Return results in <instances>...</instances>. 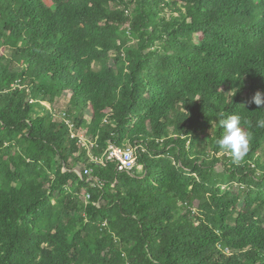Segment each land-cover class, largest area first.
Returning a JSON list of instances; mask_svg holds the SVG:
<instances>
[{"label": "trees", "instance_id": "1", "mask_svg": "<svg viewBox=\"0 0 264 264\" xmlns=\"http://www.w3.org/2000/svg\"><path fill=\"white\" fill-rule=\"evenodd\" d=\"M257 92L264 0H0V264H264Z\"/></svg>", "mask_w": 264, "mask_h": 264}, {"label": "clouds", "instance_id": "2", "mask_svg": "<svg viewBox=\"0 0 264 264\" xmlns=\"http://www.w3.org/2000/svg\"><path fill=\"white\" fill-rule=\"evenodd\" d=\"M252 101L261 108H264V96L260 92H257L252 98ZM218 125L223 129L221 138L217 140V144L220 148L230 151L232 156L239 160L242 159L249 148L252 133L246 131L245 128L249 126L248 120H242L238 114L227 116L226 118H220ZM258 127H264V119L257 121Z\"/></svg>", "mask_w": 264, "mask_h": 264}, {"label": "built area", "instance_id": "3", "mask_svg": "<svg viewBox=\"0 0 264 264\" xmlns=\"http://www.w3.org/2000/svg\"><path fill=\"white\" fill-rule=\"evenodd\" d=\"M66 116V112L64 113V117ZM68 121V124L72 127V123ZM72 136L75 137L76 134L72 132ZM84 145L87 143L82 139ZM92 160L98 164L105 165L106 160L116 161L118 163V170L121 172H127L132 174L135 171V168L138 166V158L137 154L132 146L128 147H118L111 144L107 150V152L102 157H92ZM90 170H86V174H90ZM91 196L88 195V199Z\"/></svg>", "mask_w": 264, "mask_h": 264}, {"label": "rangeland", "instance_id": "4", "mask_svg": "<svg viewBox=\"0 0 264 264\" xmlns=\"http://www.w3.org/2000/svg\"><path fill=\"white\" fill-rule=\"evenodd\" d=\"M9 54H10V52H9ZM69 97H70V95H64L61 98L60 97L56 98L53 104L42 102V106H44V108H46L47 110L46 109L40 110V108H38V107L36 109L40 110L41 114H46L47 111H50V112H52V114L53 113L55 114V116H54L55 118H60L62 116L64 117V113L66 112V108H67L69 100H70ZM81 136H82V139L88 144L87 137H83V135H81ZM82 145H84L83 142H82ZM132 147L134 148L135 152L137 153V149L134 146H132ZM135 170H136V172H138L140 174L144 173V168L140 165H138L135 168ZM222 184H223V182H222ZM226 186L231 187V188H237V184L234 187H232L233 185H231V184H227Z\"/></svg>", "mask_w": 264, "mask_h": 264}]
</instances>
